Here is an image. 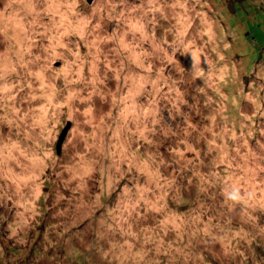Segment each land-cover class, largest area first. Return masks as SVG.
I'll return each mask as SVG.
<instances>
[{
    "label": "rangeland",
    "instance_id": "374dc122",
    "mask_svg": "<svg viewBox=\"0 0 264 264\" xmlns=\"http://www.w3.org/2000/svg\"><path fill=\"white\" fill-rule=\"evenodd\" d=\"M0 264H264V0H0Z\"/></svg>",
    "mask_w": 264,
    "mask_h": 264
},
{
    "label": "water",
    "instance_id": "95a60500",
    "mask_svg": "<svg viewBox=\"0 0 264 264\" xmlns=\"http://www.w3.org/2000/svg\"><path fill=\"white\" fill-rule=\"evenodd\" d=\"M69 128V124H67L61 131L59 138H58V143H57V151L60 150V146H61V141L63 140V138L65 137L66 133H67V129Z\"/></svg>",
    "mask_w": 264,
    "mask_h": 264
},
{
    "label": "trees",
    "instance_id": "16d2710c",
    "mask_svg": "<svg viewBox=\"0 0 264 264\" xmlns=\"http://www.w3.org/2000/svg\"><path fill=\"white\" fill-rule=\"evenodd\" d=\"M250 77H254V79H255L256 76L251 75Z\"/></svg>",
    "mask_w": 264,
    "mask_h": 264
}]
</instances>
